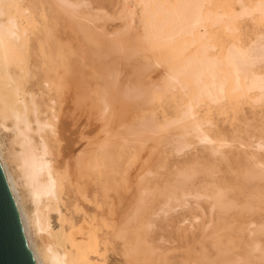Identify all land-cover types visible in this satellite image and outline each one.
I'll return each mask as SVG.
<instances>
[{
    "label": "bare ground",
    "instance_id": "obj_1",
    "mask_svg": "<svg viewBox=\"0 0 264 264\" xmlns=\"http://www.w3.org/2000/svg\"><path fill=\"white\" fill-rule=\"evenodd\" d=\"M133 1L139 9L138 26L132 30L123 24L109 32L113 38L107 46L110 51L135 60L140 54L141 64L144 63L139 64V70L136 67L137 72L147 73L151 66H162L163 70L157 78L158 73L156 76L149 73L158 72L157 68L148 70L154 79L149 85L144 81V87L143 81L135 80V83L133 79L135 84L130 79L122 87L118 86L117 71L110 69L114 74L107 72L109 69L104 74L101 72V79L105 78L103 86L107 88L99 90L101 105L98 107L95 102L87 106L86 95L80 94L85 85L82 87L72 79L74 63L66 58L64 32L52 18V11H59L77 22L76 28L85 39H92V31L103 32L95 24L100 19L99 13L79 12L78 8L85 4L83 0H0V165L33 260L35 264H144L140 261L145 258L139 261L133 249L132 214L124 210L116 212L111 192L115 191L114 175L122 152L135 149L136 153V148L144 149L152 141L155 146L169 147L178 154L200 145L215 158L237 159L238 166L227 171L236 172L234 182L241 192L247 191L243 198L230 194L235 187L230 186V179L220 180L221 177H211L216 180L200 189L196 186L197 171L191 169L172 182L160 211L172 202H178L176 205L186 202L190 195L196 201L205 198L209 218L202 231L210 229L204 237L207 235L216 245L217 253L203 258L200 264H264V248L256 255L260 263L253 253L260 247L258 241L252 246L250 238L239 236L244 227L243 208L252 206V200L259 203V207L264 206V123L253 126L259 131L251 135L249 142H243L227 137L211 115L214 107L224 114L242 101L252 105L264 103V31L245 38L242 31V24L250 18L264 24V0ZM128 3L129 0H123L122 10L131 24L133 9ZM95 39L100 41L94 38V43ZM144 58L147 60L143 61ZM113 62L115 64L117 58ZM133 75L130 76L133 78ZM72 87L73 96L68 94ZM116 95L120 101H137L143 97L148 103L172 96L176 102L174 115L160 119L148 106L150 112L144 110L146 114L134 123L123 120L125 127L119 132H105L100 137L98 124L94 123V127L89 123L91 129L86 133L81 128L85 123L82 109L88 107L90 122L97 120L98 112L109 114L106 124L110 125L116 121L114 109L119 106ZM113 98L117 100L118 105L115 99L113 101L116 108ZM143 100L138 102L142 105ZM248 121L244 126L246 132L251 127ZM123 123L118 125L123 127ZM236 142L238 146L232 150ZM115 148L121 151L118 153ZM149 152L153 154L152 150ZM144 160L143 166L146 165ZM211 167L207 170L213 175ZM144 173L137 178L138 182L142 178L140 182L146 185ZM143 200V196H135V206L130 209L134 214L139 209L137 203ZM148 200L150 197L145 208L152 211L153 199L150 204ZM231 217L234 223L229 221ZM263 230L264 225L255 229ZM232 231L238 233L235 237L241 240L238 243L245 242L242 258L232 257V248L239 246Z\"/></svg>",
    "mask_w": 264,
    "mask_h": 264
},
{
    "label": "rangeland",
    "instance_id": "obj_2",
    "mask_svg": "<svg viewBox=\"0 0 264 264\" xmlns=\"http://www.w3.org/2000/svg\"><path fill=\"white\" fill-rule=\"evenodd\" d=\"M83 1L85 3L84 4L85 6L83 5L79 7L78 8L79 12L89 11L85 13L87 14V13H91L90 11H92L93 12L92 14L99 13L100 15L99 16L100 19H97L95 21V24H97L98 27L102 28L103 32L95 31V33H93V31L91 30L92 31L91 33L93 34L92 39L97 38L98 41L99 40L102 42L104 41L105 43L104 42L102 43L100 41L97 42L96 39L95 40L97 43L96 42L94 43L93 42L94 40L92 41L91 38L88 39L87 37L85 39L84 34L80 33L76 28V26L78 27V24L76 25L77 22L73 21L72 18H69L68 15H65L59 11L54 10L52 11V18L57 23L59 28L64 32L63 50L66 53L67 60L69 62H72V65L74 63L73 65L74 68L72 71L73 74H71V76H72V79L74 78L76 80L77 78V80H80L77 82V80L75 81L73 79L75 83H78V84L80 83L81 86L85 85L84 87L82 86L83 92L80 90L81 91L80 94L83 93L86 95L84 102L88 104V105L86 104L87 106H90L93 104L92 102H95L96 105L100 107L101 103L99 102L100 100L99 90L102 91V87L107 88V85L103 86L105 78L101 79L100 76L102 75V73L104 74V72L107 69H109L107 70V72L111 70L113 72L114 71L118 72V75H117V79L119 81L118 86H121L124 82H127L128 80L131 79V82L133 80H134L133 82H135V80L136 81L139 80L140 83L143 81L142 86L144 87L143 83L148 82V83H145V85L146 84L149 85L150 84L149 81L154 79L153 77L156 76L157 73H158L157 74L158 76H156V78L161 75V71L163 70L161 68L162 66L161 67L158 66L157 68V66H151L150 63L149 65L151 67H150V70L148 67V69L146 70L147 73L137 72L139 68H141L140 66L144 63L143 62L141 64L142 59H141L140 54H138L139 56L138 58H136L137 60H135L134 57L132 58L127 57L126 55L124 54L122 55L119 52L118 54L117 52H115V50L113 51L111 50L112 51L111 52L110 48L107 46L108 42H110L111 39L113 38V37H110L111 34L109 32H114V30L116 31L118 28H121L123 24L129 25L130 27H132L131 28L132 30L138 26L137 16H138L139 9H138V6L134 4L133 0H129V3H128L133 9L134 21L131 24L129 23L126 13L122 10L123 0H83ZM103 29H105L106 31H104ZM242 31H243L244 38L247 37L248 35L250 37L256 31H264V24L257 23L255 22V20L250 18L249 20H245L244 23L242 24ZM105 33L106 34L109 33V35H105ZM94 34L98 35V37L97 36L95 37ZM133 40L134 38L131 39V41ZM99 44L101 45L106 44V45L99 46ZM98 47H100L99 48L100 51ZM102 47L105 48V51ZM81 51L82 52L84 51V52L82 53ZM90 51L92 54L93 53H97V54L93 56L90 53ZM87 55L89 57H87ZM118 55H120L119 58H118ZM90 57L92 58L90 59ZM98 57H99V60H98ZM116 58H117V62H115V64L114 62L112 63V61L116 60ZM119 60H122V61L119 62ZM144 60L145 58L143 59V61ZM96 62L97 63L101 62V63H99L98 65ZM103 62H106V63L104 64ZM102 63H103V66L98 68V66H101ZM135 64L137 66H135ZM105 66L108 68H106ZM115 66H117L118 70L116 69ZM103 67L105 68V70ZM136 67H138V70ZM100 68H102L103 70L102 69L100 70ZM112 68L116 70H113ZM154 68L155 69L157 68L158 72L153 71ZM142 69H145V68H142ZM99 70H100V73L97 72ZM148 70L153 71L149 73L150 74L153 73L152 75L154 76L152 75L150 76V74L148 73ZM132 72L134 73V75L137 74L136 76L137 78L133 75ZM140 73H141V76H138L140 75ZM130 75H133V78ZM148 75L150 76V78ZM70 92L68 94H71V96H73V87ZM71 96H68V98L70 97V100H71ZM163 98H161L162 100L159 99V101L154 99L153 101L151 100L152 101L151 103L150 102L148 103L147 100H143V97H141V99H139L140 101L143 100V103L141 105L142 101L138 102L139 101L138 99L137 101L136 99H134L133 101L132 99H128L129 101L131 100L130 101L131 103H130V102H124L123 100L120 101V99L117 97V100L119 99L118 101L119 106L117 108H116V105H118L117 100L113 98L112 103L114 104L113 102L114 99L116 103V105L114 104L116 108L114 109L115 112H117L119 109L120 110L116 113V117H115V112L113 110L110 111L111 116H112V113L114 112V120H116V121H112L110 125L106 124V122L108 121L109 114L101 115V113L98 112L97 120L95 122H90L91 119L89 120V117L91 118V115H89V109L87 110L88 107L86 109H84L85 108L84 107L83 108L84 111L81 108L83 114L80 112L82 114L80 115L85 121V123L83 124L84 126L81 125V128L86 133H89L91 129V125L94 126L95 125L94 123H97L98 125L96 126L98 128V135L100 136L101 134H104L105 132L111 133L113 131V133H116V132L123 130V128L125 127L124 123L122 122L123 120H125V123H128V124L131 122L134 123L135 120L137 121L138 119H140L141 115L146 114V112L148 113V111L151 108H152V111L155 112L157 117H159L160 119H162L164 116L174 115L173 112L176 107L175 106L176 102H175L174 97L167 95ZM128 100H125V101H128ZM133 102L134 104H132ZM125 103H127L126 109L124 107ZM138 103H140L142 107L146 105V103L148 104L146 105L145 108H142ZM113 104H112V108L114 106ZM133 105L135 106V108L132 107ZM137 106L139 108H137ZM148 106H150V109ZM140 108L143 110H141ZM144 110H146V112H144ZM211 115L215 118L216 122L219 124L218 126L222 128L223 131H225L224 134H226L227 137L229 138L235 137L238 139V141L243 140V142H249L250 140L248 141V139H250L251 135L252 134L254 135L259 131L258 129H255V127L253 126H261L262 123H264V121L262 120L264 119V103L258 104V105H252L251 103L247 101H242L237 106H235L234 109L233 107L228 108L227 112L224 114L223 112L221 113L220 109L214 107V109L211 112ZM119 119L123 123V127L122 126L120 127L118 125V124H122ZM231 121L232 123H230ZM246 121H248V123L251 124V127H249L248 132L244 130ZM88 125L90 127L89 129H87ZM85 128L87 129V131ZM97 128H96V131H97ZM239 138L241 139L239 140ZM151 145L155 146V144L152 143V141H149L146 145L147 147L144 146L145 147L144 149L141 147L143 150H141V148L140 149L136 148V151H137L136 153H135V149H132V151L128 150V153L122 152L123 153L121 154L122 159L120 158L121 160L120 159L117 160L118 167L116 168H118V171L115 172V175H114L115 176V182H114L115 191L111 192L112 200H113L112 205L114 209L116 208V212L120 210L122 211L124 210L125 212L130 211V214H132L131 232H130L131 240H132L135 255L138 256L139 261L142 259V257L145 258L144 260L140 261L141 263H144V264L145 263L146 264H169V263L170 264H200L203 258H206L207 256L214 257L217 253L216 245L213 244V242H211V240L208 238L207 235L206 237H204V233L209 231L210 229L208 228L206 231H202L203 224L205 226L209 218L207 214L208 203L205 200H203L205 198H202L201 200L196 201V199H194L195 197L190 195L188 199L185 200L186 202L184 203L180 201V204L176 205L178 202L177 203L172 202L171 206H169L168 208H165L164 211H160L162 210L160 207L168 195L172 182L178 178H181L182 172L189 171L191 169H195L197 171L196 186L199 187L200 189L203 190V187H202L203 185H208V182L212 180H216L221 177L220 180L223 178L224 180L230 179L229 180L230 186L235 187L230 191V194H234L236 197H240V199L243 198L247 194V191L241 192L240 189L237 187V184L234 182L235 181L234 176H236V172L233 174L228 172L229 169H231L232 167L235 166L234 168H236L238 166V164H235L237 159L235 161V157L234 158L229 157L231 160L234 159V161H231L230 159L226 160L222 158H215L213 156H210L207 150L202 148L200 145H193L190 149H188L183 154H178L174 152L173 150H171L169 147H165L163 145L162 146L160 145L161 146L160 148L156 145L158 149L154 151L156 146L154 148L153 146L152 148H150ZM236 146H238L237 142L234 143V145L232 146L233 148L231 149L234 150ZM148 149L152 150L153 154H151L149 152L150 150ZM226 149L229 150L230 148L227 147ZM115 150H117L118 153L119 151H121L120 149H116V148ZM133 152L135 153V156ZM150 154H151V157L153 155L155 157L151 158ZM146 157L147 159H145ZM148 157L151 159H149ZM143 160L144 162H146V165L144 166L146 168L150 167L149 169L144 168ZM228 162L230 163L228 164ZM125 164H128L129 167H127V165L125 166ZM212 165H214L215 168H213ZM228 165L230 168L228 167ZM209 166L210 167L212 166L211 168L214 169L213 175L210 173L211 171L208 172L207 170L208 168H210ZM140 167L141 168L143 167L144 170H146L144 171L143 169H141L143 170L142 173L145 172L143 174L144 177L143 176L142 177L145 178L144 181H146L147 183L146 182L144 183H146V185L140 182L142 178L141 179L139 178L140 183L138 182L137 177H139L142 174ZM127 169H128V172H127ZM147 170H151V173H149L150 171H147ZM222 175H225V176L222 177ZM214 176L216 177V179L214 178L211 179V177H214ZM220 180H217V181L218 182L223 181V180L222 181ZM147 185L149 188H147ZM141 189H144V191L141 192L140 191ZM145 190H147V192H145ZM136 195L143 196L144 200L143 202L137 203L139 209L137 213L134 214L133 211H131L132 210L131 206L132 205L135 206L133 203L135 202ZM148 197H150V200H148L149 204L151 202V199H153V201L151 202L152 211H148L145 208V204H146ZM195 203L201 204V207L197 206ZM251 204L252 206H250L249 208H243L245 209L244 217H243L244 227L242 229V232L239 233V236L243 235L245 237L250 238L252 246H254V244L258 241L260 247H258L257 250L253 251V253L256 256L261 252L262 248H264V230L255 231L256 228L260 227L261 225H264L263 224L264 223V206L259 207V203L255 204L254 200L251 201ZM104 207L106 208V206ZM126 208H128V210H125ZM148 220L150 222V225H149ZM233 220H234V217L229 218V221H233ZM231 223H234V221ZM231 234L233 235L234 240H235V237H238V233L236 231H232ZM235 241L238 243L241 240L237 239ZM243 244H245L244 241H242V243L241 242L238 243L239 246H235L232 248L231 254H233L232 255L233 259L242 258L244 256L243 248H245L246 245L243 247L242 246ZM256 258H257L256 262L260 263L261 260L258 259V256H256Z\"/></svg>",
    "mask_w": 264,
    "mask_h": 264
},
{
    "label": "water",
    "instance_id": "obj_3",
    "mask_svg": "<svg viewBox=\"0 0 264 264\" xmlns=\"http://www.w3.org/2000/svg\"><path fill=\"white\" fill-rule=\"evenodd\" d=\"M0 264H35L0 165Z\"/></svg>",
    "mask_w": 264,
    "mask_h": 264
}]
</instances>
